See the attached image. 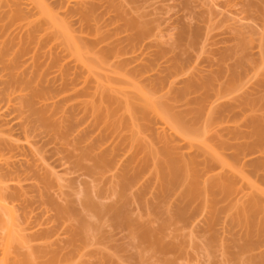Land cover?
I'll return each mask as SVG.
<instances>
[{"label":"rangeland","instance_id":"rangeland-1","mask_svg":"<svg viewBox=\"0 0 264 264\" xmlns=\"http://www.w3.org/2000/svg\"><path fill=\"white\" fill-rule=\"evenodd\" d=\"M45 1L73 28L85 61L41 26L27 35L25 18L43 21L34 1H14L13 16L4 3L0 185L22 241L7 246L0 221V264H32L31 255L33 264H264V214L248 225L228 210L245 184L227 172L234 184L204 197L202 181L218 163L167 128L129 85L123 94L135 100L134 114L123 115L85 63L98 55L162 95L183 126L200 132L206 124V141L264 186L262 21H240L242 0ZM22 8L26 16H14ZM10 93H18L12 104ZM134 127L144 139L132 136Z\"/></svg>","mask_w":264,"mask_h":264},{"label":"bare ground","instance_id":"bare-ground-1","mask_svg":"<svg viewBox=\"0 0 264 264\" xmlns=\"http://www.w3.org/2000/svg\"><path fill=\"white\" fill-rule=\"evenodd\" d=\"M14 1H16V0H4V1L0 0V2H3V4L0 3V17H2V15L6 12L5 11L6 7L7 8L9 7L8 10H10V13H9L10 15L13 13L11 7H13V5L15 6L16 3H14ZM32 1H34L33 4L35 5V7L38 8V11H39L38 12L39 16H38L37 19H39V17H40V20L43 19V21H41V23L45 24L46 26L45 27L42 26V24L40 22L37 23V24L35 23L34 24L35 26L34 25L32 26V24H33V22H31L32 20H29V18L27 17V18H25L26 21H27V23H25V29H26V32L28 33L27 35H29L33 29L37 30L38 26H41L40 28H38V31H41L42 33L44 32L43 35L44 34H48V33L49 34L52 33L53 35H55V37L57 39L60 38V39L65 40L67 48L71 49L73 47L72 50L76 51V53L78 54V57H80L81 61H82L83 60V55H82L83 51L81 50V46L79 45V43H77L78 39L74 35L76 33L73 34V30H72L73 28L71 29V26L68 24L67 20L60 15L61 12L60 11L57 12L56 10L52 9V7H50L45 0H32ZM10 2H12V4ZM77 2H79V0H77ZM4 3H5V9L3 10L2 8H4V6H3ZM19 4H20V0H18V5ZM238 5H241V7H242V8L240 7L241 8L240 9V14H242L243 16L241 17L240 21L242 20V21L246 22V20H247L251 24V23H253V20L258 19L259 21L260 20L262 21V22L261 21L260 22L263 23V28H264V0H242L240 2H237V6ZM234 6H236L235 3H234ZM19 7L21 8V5ZM16 9H17V7H16ZM14 11H15V9H14ZM17 13H19L20 17L24 16V15L26 16V13H25L24 9L23 10L18 9L16 12H14V16ZM63 15H64V13H63ZM11 16H13V15H11ZM34 22H36V21H34ZM130 22L132 24H135V25H140L139 22L137 20H135V19H131ZM36 25H37V28H36ZM23 29H24V27H23ZM4 30H5L4 28L1 29V31H4ZM262 31H264V29ZM262 35L264 36V32H263ZM28 37H30V36H28ZM75 39L77 40V42H76ZM85 54H89V55L95 56L96 53L93 54V52H90V49H87ZM94 59H95L94 62H91V61L87 62V60L85 62L86 65H87L88 72L90 74L96 72V74L98 73V74L101 75L96 81L97 82L96 84H99V86H97V87L102 89V91L100 90V92H103V88L104 89L105 88L108 89L110 95L112 97H115V100L119 99L120 102H122V104H123V108L122 109H123V112H124L123 115H125V111L132 112V113L128 114V115L131 116V119H132L133 118L132 114H134V111L131 108V104L135 103L134 102L135 100L134 99L133 100L130 99L131 97L130 98L129 97H125V94H123V93H125V86L129 85V86H132V87L136 88V90H137L136 93H138V96H139V99L141 100V103L144 102V104H146V106L148 104L149 108L152 107V110L154 111V113L157 116H159L160 118H162L164 120V122L167 124V128L169 127L172 130L173 133H175L176 135H178L179 137H181L182 139L187 141L190 146L193 147L194 145H196V146L198 145L197 147L198 148L200 147L201 148L200 150L203 149V152L206 153L205 155H207V157H209V160L211 162L218 163L219 172L217 171L214 174L213 173L209 174L202 181V186L203 187L202 188L200 187V188L202 189L204 197H206L207 193L210 191L211 188L214 187V189H215V186H218V185H221V186L223 185L224 186L223 183H225V182H227V184L229 186H232L234 184L232 180H233L234 177H236L238 180H240L242 182L241 184H243V185L245 184L247 190L245 191L244 194L241 195V197L238 200H236L232 205L229 206L228 210L230 211V214L231 213L239 214L238 218H239L240 215H241V218H242V216H244L245 217L244 219H246V224L248 223V225L255 223V221L257 220L256 219V215L257 214H259V217H260V214H264V186L261 185L260 183H258L257 180L255 181L254 179H252V177H249L245 173L243 168H241L240 166L236 165L232 160L230 161V159L225 158V156H223L224 154H222V152H220L216 148H213L212 145L209 142H207L208 141L207 132H210V127L208 128L207 125L205 124L206 126L204 125V128L200 132H196V130L195 131L191 130L190 127H189L190 129H188L187 127L183 126L182 123H180L179 121L174 119L172 117V115H170V113H169L170 111L167 110V107H166L167 105H165V101L166 100L163 99L162 95H158V96L152 95L150 92H148L147 90L143 89L142 88L143 86H140V84L138 82L136 83L135 79L133 80V78H131L127 74H125V70H122V69L117 68V67H111L110 65L106 66L105 65L106 63L103 60H101L98 55H96L94 57ZM83 61H85V60H83ZM77 62H78V59H77ZM84 66H85V64H84ZM99 68H101L100 70H102V71L104 69V71L103 72L100 71ZM100 72H102L103 75ZM29 84H30V82H29ZM33 85H35V84H33ZM99 88H98V90H99ZM130 91H132V90H130ZM169 91H171V89H169L166 93L169 94ZM1 92H2V90H1ZM19 93H20L19 99L21 100V98H22L23 102L26 104V106L27 105L31 106L33 101H34L32 99V97L31 96L28 97V96H26V94H25L26 97H24V94H23L24 92L23 93H22V91L20 92V88H19ZM119 93H121V94H119ZM13 94L14 93H12V96H13ZM17 96H18V93H17ZM17 96H14V100H15V98ZM103 96H104V94H103ZM126 96H127V94H126ZM7 97L9 98V99L8 98L7 99H8V101L10 103L11 102L14 103V100L11 97V93H10V95L7 94ZM101 97H102V94H101ZM112 97H111V99H112ZM220 98L221 97H219L218 99H220ZM16 100H17V98H16ZM89 100L91 101L92 99H89ZM93 101L94 100H92V102ZM17 102H15V104ZM21 102H20V106H22ZM23 102H22V104H23ZM84 102L86 103V100ZM136 102L138 103V100H136ZM167 102H170V101L167 100ZM119 103H117V104H119ZM25 104H23V105H25ZM122 104L120 103L121 107H122ZM146 106L144 105V107H146ZM130 108H131V110H130ZM128 112H126V113H128ZM207 113H208V116L206 114V116H207V119L205 118L206 120H208V118H210V112H207ZM107 114H108V112H107ZM122 119L124 120V116L122 117ZM131 119H130V122H131ZM203 123H205V122H203ZM1 128H2V125H0V131H3ZM137 129L138 128L134 127L135 131H132L133 135H132V133H131V135L133 137H136V138L142 137V139H144L143 136L140 135V132H139L140 129H138V133L139 134L136 132ZM162 129H164V128H162ZM206 139H207V141H206ZM2 145H4V144H1V142H0V149L3 148ZM152 150H153V148H152ZM149 151H148V153H149ZM153 151H155V150H153ZM153 154L154 153H152V155ZM159 155H160V152H159ZM159 155L158 154L153 155L155 157L154 160L156 159L158 161L157 157L160 160L161 156L159 157ZM181 157H183V156H181ZM161 159H162V157H161ZM174 160H175V158H174ZM177 163H178V161H177ZM178 164H180L179 167L182 169L183 174L185 176H187L186 174L188 173L189 169L191 170V168H189V166H188L189 163L186 160V158L183 157L182 162H179ZM224 172L226 174L223 175ZM227 172H228V174H231L233 176V178L231 176H230L231 178H229ZM180 175H181V173H180ZM222 175L224 176L225 179H227V178L228 179L226 181H223ZM185 176H184V178H185ZM187 180L185 179V181H187ZM192 183H193V181H192ZM234 186H236V183H235ZM2 188H3V186H1V188H0V221L2 222L1 223L2 227L5 229V231L7 233L5 238H6L7 246H9L10 243L13 240H18V236L19 235H17L15 233V228H14V225H15L14 214L15 213L12 212L13 211V209H12L13 207L10 208L9 204L7 203L6 198H5V194H4L5 190L3 191ZM229 188H231V187H229ZM1 194H2V196H1ZM3 194H4V197H3ZM208 196H209V194L207 195V197ZM11 209H12V211H11ZM228 210H227V212L229 213ZM7 214H10L9 217H8ZM262 217H264V215ZM257 221H259V220H257ZM259 223H258V225L261 224V223L260 224ZM252 226H254V225H252ZM247 228H249V226ZM254 228H255V226H254ZM19 237H20V239H19V241H20L22 238H21V236H19ZM4 260H6V261L3 262V264H11V262H9L8 259L5 258ZM31 260L34 261V259L32 258V255H31ZM31 260L29 258L30 262H31ZM33 261H32V264L34 263Z\"/></svg>","mask_w":264,"mask_h":264}]
</instances>
